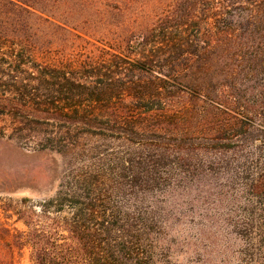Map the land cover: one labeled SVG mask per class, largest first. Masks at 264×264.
Returning a JSON list of instances; mask_svg holds the SVG:
<instances>
[{
	"label": "trees",
	"instance_id": "16d2710c",
	"mask_svg": "<svg viewBox=\"0 0 264 264\" xmlns=\"http://www.w3.org/2000/svg\"><path fill=\"white\" fill-rule=\"evenodd\" d=\"M67 1L0 0V29L26 39L45 30L62 61L15 55L24 76L12 97H0V115L19 124L18 141L36 136L59 153L114 122L123 150L99 161L100 170L72 166L39 209L19 210L27 231L0 224V264H14L28 244L35 264H177L160 236L169 218L149 196L189 178L198 191L196 263L264 264V0H71L87 8L80 14L61 12ZM96 22L101 32H89ZM93 40L125 43L136 60L111 50L86 60L65 50ZM30 51L46 58L52 47ZM125 96L136 105L86 106ZM225 108L252 120L222 118L218 132L230 140L199 142L185 130L195 110L213 124ZM42 119L59 132L42 131ZM219 160L230 169L220 172Z\"/></svg>",
	"mask_w": 264,
	"mask_h": 264
},
{
	"label": "rangeland",
	"instance_id": "374dc122",
	"mask_svg": "<svg viewBox=\"0 0 264 264\" xmlns=\"http://www.w3.org/2000/svg\"><path fill=\"white\" fill-rule=\"evenodd\" d=\"M60 6L61 12L67 13L69 11L77 10L78 14L86 13L87 8L79 10L80 7H76L69 3ZM59 6L57 7L58 10ZM89 13L87 16H93ZM95 17V16H94ZM93 17V18H94ZM97 18V17H95ZM74 21V19H73ZM72 21V22H73ZM78 21H75V24ZM89 32H101L102 25L98 22L89 25ZM38 31V32H37ZM36 32V36L32 39H26L18 37L20 32H12L8 29H0V97L3 95L12 97L14 91L17 90L14 87L16 82L22 81L24 72L16 71L17 58L15 55L27 54L26 58L32 60L29 62L52 63L53 65H60L62 61L58 58L59 48L57 43L50 44L45 30L39 29ZM50 31V38L54 37ZM40 37V38H39ZM15 38V39H14ZM102 40V39H101ZM94 41V40H93ZM106 41H94L85 42L78 41L75 45H67L66 52L71 54L72 58L78 57L88 60L89 58L96 56V61L100 60L99 56H102L106 50H111L114 53H124L129 55L130 60H136V55L129 49L126 44L116 43L109 47L104 44ZM43 43L44 44L43 46ZM52 47V51L49 57L42 58L40 53L34 55L29 54L32 48L40 49L42 47ZM128 57V56H127ZM72 62H70L71 64ZM30 64V63H28ZM32 65H27L26 67ZM74 66V62H73ZM25 67V66H24ZM31 70V69H30ZM5 84V86L3 85ZM137 103L129 96H125L120 100L114 99L113 101H101V102H86V106L93 109L97 108H114L118 106H130L134 107ZM5 103L0 102V106H5ZM8 108H10L8 106ZM230 112V113H229ZM233 114L237 115L248 123L252 120L245 117L238 112H233L227 108L222 109L220 113L217 112L218 119L212 124L206 120L205 110H195L194 114L187 116L184 120L185 130L192 131L197 141L203 142L210 139L218 140V142H226L232 137L224 135V133L218 132L221 125L222 118ZM42 127L45 132H57V122H45L43 119ZM99 121V120H98ZM104 125L107 122H103ZM110 125H101V128H96L94 133L84 135L79 138L75 143L65 142V147L71 152L59 153L48 147H44V142L40 141L38 137H31L30 140L18 141L19 136V124L12 121L9 116L0 115V224L9 226L13 232L16 230L27 231V227L24 222L18 219L19 210H29L30 208H40V202L48 200L53 197L59 189L60 183L63 177L66 176L72 166L85 169L92 168L94 170H100L104 167L99 163L103 158H114L122 151V142L116 137H112V130L115 123L111 122ZM86 128V129H84ZM77 132H83L84 130H92L88 127H76ZM217 131V133H216ZM59 132V131H58ZM223 132V131H222ZM226 136V139L219 137ZM209 139V140H208ZM241 135L235 136L233 140L240 142ZM225 151V150H224ZM221 159L226 160V156L232 159L233 154H214ZM229 159V160H230ZM224 160V161H225ZM220 172L227 171L230 167H226L222 160H219ZM114 162L112 169H118ZM235 166V165H234ZM179 172V171H178ZM196 180L189 178L186 182L184 180L178 181L175 186L168 185L161 188L164 192H154L150 194L149 198L156 199L158 212L165 216L164 219L169 218V225L160 234L162 237L168 239L172 246L171 259L177 264H198V255L196 251L199 248V218L198 213L199 205L197 203L198 191H196ZM14 264H35L33 260V250L31 245H26L21 251H17L15 254Z\"/></svg>",
	"mask_w": 264,
	"mask_h": 264
}]
</instances>
